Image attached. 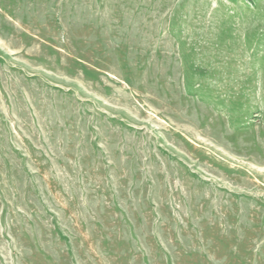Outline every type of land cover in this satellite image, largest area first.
<instances>
[{
	"label": "rangeland",
	"instance_id": "obj_1",
	"mask_svg": "<svg viewBox=\"0 0 264 264\" xmlns=\"http://www.w3.org/2000/svg\"><path fill=\"white\" fill-rule=\"evenodd\" d=\"M0 264H264V0H0Z\"/></svg>",
	"mask_w": 264,
	"mask_h": 264
}]
</instances>
